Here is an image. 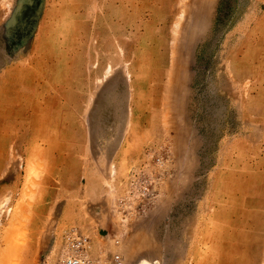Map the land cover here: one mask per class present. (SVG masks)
Returning a JSON list of instances; mask_svg holds the SVG:
<instances>
[{
  "label": "rangeland",
  "instance_id": "374dc122",
  "mask_svg": "<svg viewBox=\"0 0 264 264\" xmlns=\"http://www.w3.org/2000/svg\"><path fill=\"white\" fill-rule=\"evenodd\" d=\"M264 264V0H0V264Z\"/></svg>",
  "mask_w": 264,
  "mask_h": 264
},
{
  "label": "built area",
  "instance_id": "2783aa9c",
  "mask_svg": "<svg viewBox=\"0 0 264 264\" xmlns=\"http://www.w3.org/2000/svg\"><path fill=\"white\" fill-rule=\"evenodd\" d=\"M88 241L85 237H74L71 241V252L61 264H121L120 258L114 256L109 262L101 263L99 260L89 259L86 255Z\"/></svg>",
  "mask_w": 264,
  "mask_h": 264
},
{
  "label": "bare ground",
  "instance_id": "6f19581e",
  "mask_svg": "<svg viewBox=\"0 0 264 264\" xmlns=\"http://www.w3.org/2000/svg\"><path fill=\"white\" fill-rule=\"evenodd\" d=\"M141 264H147V263H143V262H142Z\"/></svg>",
  "mask_w": 264,
  "mask_h": 264
}]
</instances>
